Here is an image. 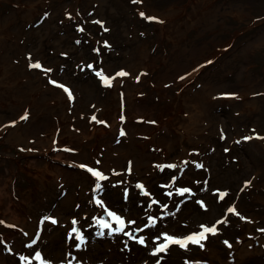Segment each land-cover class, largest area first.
<instances>
[{
  "label": "rangeland",
  "instance_id": "374dc122",
  "mask_svg": "<svg viewBox=\"0 0 264 264\" xmlns=\"http://www.w3.org/2000/svg\"><path fill=\"white\" fill-rule=\"evenodd\" d=\"M30 59L52 72L29 67ZM100 69L110 84L96 75ZM25 90V103L32 102L26 108L34 101L50 112L15 115ZM20 124L12 134L4 130ZM60 127L65 134L57 137ZM254 132L264 137V0H0V264H24L19 254L30 253L29 239L45 256L71 259V251L85 264H154L161 257L160 264H185L171 247L152 256L154 241L142 246L119 233L97 235L91 217L104 213L93 197L137 223L154 214L159 230L175 234L184 221L223 216L228 223L187 259L264 264V138ZM60 140L73 153L54 145ZM129 161L131 172L124 171ZM81 163L105 172L102 189ZM205 184L207 211L175 191ZM152 198L169 205L168 215L158 204L148 208ZM49 215L58 223L44 219ZM73 216L88 237L79 250L66 242ZM140 234L147 238L149 230Z\"/></svg>",
  "mask_w": 264,
  "mask_h": 264
},
{
  "label": "snow or ice",
  "instance_id": "6c2138e0",
  "mask_svg": "<svg viewBox=\"0 0 264 264\" xmlns=\"http://www.w3.org/2000/svg\"><path fill=\"white\" fill-rule=\"evenodd\" d=\"M45 16L48 15V13H44ZM66 15L71 16V13H66ZM140 15L146 16V14L141 11ZM146 19L149 21L152 20H159V17L151 16L148 15L146 16ZM101 25L104 24V21L100 20L97 21ZM77 28L80 29L81 31L83 30L80 25H77ZM107 30V29H105ZM105 45H108V41L105 40L102 42ZM95 51H99V49H94ZM66 55V53H65ZM29 57H31V54H29ZM208 61H206L207 63ZM29 67H35L37 69L43 68L45 73H50L52 72L51 67L44 68V66L41 64L39 60H31L29 62ZM88 67H92V65H88ZM96 75L100 78L101 82L108 85L111 82L112 77L109 75H106L104 70H95ZM118 75H127L128 73L125 72L124 69H120ZM139 79V77H137ZM49 80L52 84H57L58 81L55 79H52L49 77ZM60 87L63 88L69 95V98H72V93L71 91L63 84H60ZM220 95H230V96H235L236 93H220ZM28 116L27 110H25L24 115L21 117V119H25ZM91 119L96 120L97 117L95 114L92 115ZM120 119L123 120L124 116L121 114ZM142 119V118H138ZM103 122V121H102ZM152 123H155V121H151ZM10 124L15 125L16 120H10ZM121 133L123 134V129H121ZM253 135L259 137V138H264L261 137L259 133H253ZM223 138V134H222ZM242 139L247 140L250 139V137H243ZM197 151V150H193ZM96 163H100L97 161ZM193 164L196 165V167H203L201 163H197L195 160L192 161ZM81 168L86 169L88 172H90L94 177H96V180L94 182L95 189L100 190L102 189L103 185L101 184L102 180H107V176L104 171H101L97 169L96 167H92L88 165L87 163H81L79 165ZM161 170L164 169L165 165L161 164L159 165ZM168 167L175 168L176 165L172 164L169 165ZM115 172V170H112ZM124 171L131 172V161H129V166L124 169ZM171 179L173 181L176 180V176L172 175ZM115 183H120V180H115ZM249 181H245V184H248ZM137 186L145 191V194L148 196H151V193L145 189V186L142 182L137 181ZM165 187H168V185H165ZM128 188H124V194H125V199H127V194H128ZM175 191L183 195L185 193H192V188L190 187H179L175 188ZM214 192H220L221 196L225 195L227 190H219V189H213ZM168 196L172 195V192L167 193ZM93 201L95 202L96 205H98L102 210H103V215L100 216H92L91 219L95 222V224L101 229V231L97 232V235H104L103 230H107L108 234H122L123 236L127 237L128 240L135 241L137 244L142 245V246H147L149 241H154L156 242L153 247H151V254L153 256H158L159 253L161 252H167L172 245H177L182 249L187 250L189 245H196L199 246V248L203 249L205 248V241L208 239L209 235H215L217 234L221 229L218 227V225H221L223 222L224 224L228 223L227 219L225 217H221L220 219L216 220L214 223L211 225L201 223L198 225L197 230L190 231L186 234H173L170 233L166 230H159L157 228V231L153 233L151 231L152 228L157 226V217L152 214L148 215L146 212V222L141 221L140 223H137V221L133 218H128L125 215L126 210H114L112 207H110L106 202L97 197H93ZM141 203H145L144 201H141ZM182 203V201H181ZM197 203H199L202 207L206 208L207 205L203 200H198ZM153 204H158L160 207L164 210L168 209V205L166 203L161 204L160 200H157L155 198H152L150 201L147 202L148 208H151ZM179 205H176L178 207ZM79 207V205H77ZM228 212H235V208L232 206H229L227 209ZM237 215H240L238 212L236 213ZM168 215L167 211H164L161 213V216ZM174 215V213H173ZM84 216H88V213H84ZM107 217V218H106ZM243 219H250L248 217H242ZM47 221H50L53 224L58 223L57 217L55 215H49L44 218ZM0 223H5L4 221H0ZM183 223L187 224V221H184ZM78 220L76 216H73L71 218V225L70 227L66 230V242L70 241V247L75 248V249H82V246L85 245L86 240L88 237L86 234L81 230V227L77 226ZM90 226V225H89ZM15 227V226H13ZM145 229L149 230V234L146 238L144 234L137 235V233H144ZM260 231L264 232V229H260ZM25 236L28 235V233H24ZM37 238H39V231L35 233ZM239 239V238H237ZM128 240H125L123 242L124 248L130 250V245L128 243ZM224 244L228 245L231 247L230 242L225 239ZM37 243L36 239H29V241L25 244V247L31 249L30 253L28 255L25 254H19V259L20 261L24 262V264H32V261L34 260L36 264H85L83 261V258L77 259L75 254L71 251L66 252L67 257H72L71 259H66V258H59L57 259L56 257L53 256H45L42 250L39 248H33L32 246ZM11 251V249H9ZM34 253V255H33ZM162 258V257H161ZM161 258H157L154 261V264H160ZM103 264V262H101ZM144 264H147L145 261ZM185 264H207V261L201 262V261H190L187 258H185Z\"/></svg>",
  "mask_w": 264,
  "mask_h": 264
},
{
  "label": "trees",
  "instance_id": "16d2710c",
  "mask_svg": "<svg viewBox=\"0 0 264 264\" xmlns=\"http://www.w3.org/2000/svg\"><path fill=\"white\" fill-rule=\"evenodd\" d=\"M99 84V87L100 88H103L101 85H100V83H98ZM187 187H190V188H192V193H185V194H183V196H185L186 198L185 199H187V200H190L191 199V201L192 200H194V204H196V206L199 208V209H203L204 211H207V210H209L208 209V206L206 207V208H204V207H202L199 203H197V201L198 200H203L204 202H205V204L207 205V203H206V201H205V198H204V196L203 195H201L206 189H207V187H208V185L207 184H205L204 185V187H203V189H202V191H197V190H195L194 188L195 187H193V186H187ZM165 197H167V195H164ZM169 206V205H168ZM168 209H170V207L168 208ZM167 209V210H168ZM166 211V210H165ZM146 219V218H145ZM212 219H209V220H204V221H201V222H198V223H194V222H189V221H187V224H185V223H182L181 225H180V228L182 229V231H181V233L180 234H186V233H188V232H190V231H193V230H197L198 229V225L199 224H201V223H205V224H212V223H214V221L216 220V219H214L212 222H210ZM210 222V223H209ZM159 226V222H158V220H157V226L156 227H154V229H157V227ZM100 231H101V229H100ZM104 231V235H100V236H107V237H109L110 235L108 234V232H107V230H103ZM168 232H170V233H173V231H168ZM173 234H175V233H173ZM156 243V242H155ZM155 243L153 244V245H155ZM172 249L174 248L176 251H179V253H180V255H181V257L182 256H184V258H188V257H190V256H192L191 255V252L193 253V250H194V248H196L197 246H192V247H188V249L187 250H185V249H182V248H180V247H177V246H175V245H172V246H170ZM151 252V249L149 250V253ZM150 256H151V254H150ZM153 256V255H152ZM182 260H184L183 258H181L180 259V263H181V261Z\"/></svg>",
  "mask_w": 264,
  "mask_h": 264
},
{
  "label": "crops",
  "instance_id": "0c3cea01",
  "mask_svg": "<svg viewBox=\"0 0 264 264\" xmlns=\"http://www.w3.org/2000/svg\"><path fill=\"white\" fill-rule=\"evenodd\" d=\"M21 85V84H20ZM25 95L24 96H21V99H16L15 100V102H17L18 103V106H17V109H19V111H17L16 110V112L14 113L15 115L16 114H19L21 111H25V110H27V112L29 113V112H31V109H33V113L34 114H38L37 113V110H40V111H42V112H44L45 111V113H46V111H47V113H49L50 111L48 110V109H46V106H44L43 107V105H39V106H35V103H34V101H33V104H31V105H34V108H32V107H27L26 108V105H28V103H32L30 100H29V102H27V103H25V100H27L28 99V96H26V95H29V94H27L28 93V90L26 91L25 90ZM21 100V101H20ZM52 104V103H51ZM51 104H49V106H51V107H49V109H51V108H53L52 106L53 105H51ZM21 108H22V110H21ZM28 109H29V111H28ZM54 110L56 109L57 110V108H53ZM65 111V110H64ZM57 112V111H56ZM69 112V111H68ZM22 114V113H21ZM20 114V115H21ZM39 115V114H38ZM45 116H46V114H44ZM47 115H49V114H47ZM10 117H13V115H11ZM18 117V116H17ZM54 117H56V115H54ZM5 118V117H4ZM4 118H2V119H4ZM67 119V118H66ZM24 124V123H23ZM23 124H20V125H18V126H11V127H9V126H6V127H4V130H7V134H12V131L13 130H19L20 129V127L23 125ZM60 128H61V130H60ZM60 128H55V130L57 131V134H54V135H56L57 137H58V134L59 135H62V136H64V131H63V127H60ZM52 132H49V134H51ZM18 135H25L23 132L21 133V132H19L18 133ZM53 135V134H52ZM65 141L64 140H60V142H53V143H55L54 145H58L57 143H59V145L61 146V147H63V150H64V147L65 148H67L68 150H67V153L70 155L71 153H73L72 152V148H70V147H68V146H66V145H63V143H64ZM61 143V144H60ZM53 146V144L51 145L50 143H49V145H48V149L49 148H51ZM54 148H57V147H54ZM40 157V156H39Z\"/></svg>",
  "mask_w": 264,
  "mask_h": 264
}]
</instances>
